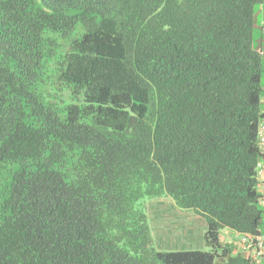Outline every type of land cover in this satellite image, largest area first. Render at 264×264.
Masks as SVG:
<instances>
[{
	"label": "trees",
	"instance_id": "1",
	"mask_svg": "<svg viewBox=\"0 0 264 264\" xmlns=\"http://www.w3.org/2000/svg\"><path fill=\"white\" fill-rule=\"evenodd\" d=\"M262 2L0 0V264H253Z\"/></svg>",
	"mask_w": 264,
	"mask_h": 264
},
{
	"label": "rangeland",
	"instance_id": "2",
	"mask_svg": "<svg viewBox=\"0 0 264 264\" xmlns=\"http://www.w3.org/2000/svg\"><path fill=\"white\" fill-rule=\"evenodd\" d=\"M264 20V7H261V4L259 6H256L255 8V13H254V28H255V37H254V46L256 48H261L264 50V35L260 34L261 31V25L262 21ZM263 67H264V57H263ZM263 86H264V77H263ZM169 197V196H168ZM154 200V199H153ZM152 200V201H153ZM168 202L174 201L172 197L167 198ZM159 208H166L167 206L165 205H157ZM172 208V207H170ZM178 213L174 214L172 211H168L166 214H164L162 217L160 215V219L157 220V222L153 223V217L151 215V209L150 211L148 210V213L150 214L151 218V225L153 226V232L152 234L154 235V244L153 246L158 247L159 245H164L163 247H167L168 249L173 248L175 245L176 246H181L182 243H184L186 246L182 247L183 249H208V247L203 243L202 240H199L198 236L197 238L193 241L190 242V237L192 235V232H194V236L200 235L201 232H204V222L201 221L200 218L197 216H191L189 217L188 212L186 211H179L177 210ZM154 214V213H152ZM183 223L189 222V224H186L187 229H191L192 232H186L184 229L177 228L178 223ZM153 223V224H152ZM172 226L174 228L173 232L171 234L167 233V227ZM166 227V229H165ZM264 228V224H263ZM198 230V231H197ZM165 231V232H164ZM181 234L182 238H178V235ZM158 235H163L162 242L159 243L158 245ZM156 237V238H155ZM225 237V235H223ZM159 240V238H158ZM166 242V243H165ZM165 243V244H164ZM179 244V245H178ZM168 245V246H165ZM170 247V248H169Z\"/></svg>",
	"mask_w": 264,
	"mask_h": 264
},
{
	"label": "built area",
	"instance_id": "3",
	"mask_svg": "<svg viewBox=\"0 0 264 264\" xmlns=\"http://www.w3.org/2000/svg\"><path fill=\"white\" fill-rule=\"evenodd\" d=\"M259 144L264 148V123L259 129ZM258 179L260 183L264 180V164L258 165ZM262 193L264 194V183L261 185ZM264 203V198L262 200ZM241 248L244 249L246 255L249 254L254 264H261L264 261V237L261 235L251 236L243 235L240 239Z\"/></svg>",
	"mask_w": 264,
	"mask_h": 264
},
{
	"label": "crops",
	"instance_id": "4",
	"mask_svg": "<svg viewBox=\"0 0 264 264\" xmlns=\"http://www.w3.org/2000/svg\"><path fill=\"white\" fill-rule=\"evenodd\" d=\"M261 7L263 8L264 7V0H263V2L261 3ZM190 232H192L191 230H190ZM262 232H263V234H264V228L262 229ZM194 232H192V235H191V237H190V242H193L196 238H197V236H198V238L200 239H202V235H197L196 234V236H194ZM264 263V262H263Z\"/></svg>",
	"mask_w": 264,
	"mask_h": 264
},
{
	"label": "clouds",
	"instance_id": "5",
	"mask_svg": "<svg viewBox=\"0 0 264 264\" xmlns=\"http://www.w3.org/2000/svg\"><path fill=\"white\" fill-rule=\"evenodd\" d=\"M262 54L264 55V50H262ZM186 212H188V211H186ZM200 235H202L203 236V233L201 232V234ZM254 264V263H253ZM261 264H263V262L261 263Z\"/></svg>",
	"mask_w": 264,
	"mask_h": 264
}]
</instances>
